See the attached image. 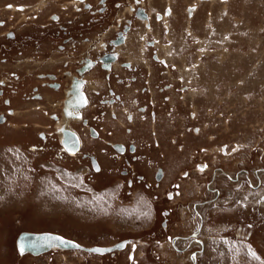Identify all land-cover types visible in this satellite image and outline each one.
<instances>
[{
  "label": "rangeland",
  "instance_id": "rangeland-1",
  "mask_svg": "<svg viewBox=\"0 0 264 264\" xmlns=\"http://www.w3.org/2000/svg\"><path fill=\"white\" fill-rule=\"evenodd\" d=\"M86 1L96 8L100 4ZM81 4L0 0V81L11 70L19 75L12 82L17 91L5 88L0 94V112H19L0 123V264H235L238 256L230 250L237 244L246 262L240 263V257L236 264H264V0H142L136 6L150 13V29L127 11L134 0H107L108 8L95 13ZM167 7L164 20L158 19L156 14ZM93 16L96 21L87 23ZM59 24L67 31L58 33ZM8 30L15 39L4 35ZM119 31L130 37L126 46L142 50L150 40L153 45L143 56L154 51L167 58L153 63L152 70L141 66L152 74L149 81L142 75L138 80L139 88L149 82L156 90L155 116L139 123L141 114L126 122L118 107L117 119L103 107L83 113L110 141L139 138L138 152L150 160L134 165L147 173L150 187L143 182L129 186L125 176L114 172L94 173L77 155L58 157L51 113L61 114L57 101L65 93L42 85L44 98L28 99L30 86H40L34 73L57 72L67 67L65 62L74 66L73 58L81 61L109 48L125 58L131 47L109 42ZM69 34L72 41L59 49L62 36ZM8 97L10 103L4 101ZM29 104L37 109L29 113ZM148 125L153 143L148 136V141L141 139ZM41 130L47 139L37 135ZM84 141L82 150L108 160L100 153L106 144ZM156 169L164 173L158 183L152 180ZM220 170L228 174L215 176ZM43 230L85 247L128 241L122 252L107 254L70 248L36 257L16 251L20 231Z\"/></svg>",
  "mask_w": 264,
  "mask_h": 264
},
{
  "label": "flooded vegetation",
  "instance_id": "flooded-vegetation-1",
  "mask_svg": "<svg viewBox=\"0 0 264 264\" xmlns=\"http://www.w3.org/2000/svg\"><path fill=\"white\" fill-rule=\"evenodd\" d=\"M77 4L78 1L80 0H76ZM98 1V0H97ZM142 0H134V4H130V6H128L126 9L128 8H132V9H128L127 11L129 13L134 14L135 18H137V20H148V11L144 10L143 7L140 8L138 6H136V3H141ZM100 4L98 5V7H93L91 5V3L87 2L86 0H82V6L84 8H86L88 11L91 10V12L95 13V11L99 10V11H105L108 6L106 5L107 0H99ZM75 3V2H74ZM75 8V4L73 5ZM21 7V6H20ZM19 7V8H20ZM78 8V5L75 9ZM96 8V10H95ZM21 9V8H20ZM23 9V8H22ZM131 10V11H130ZM166 10V9H165ZM145 12V15H139V12ZM169 13V12H168ZM164 14H166V11L163 14H156V17H158L159 19V15L164 16ZM167 15V14H166ZM52 19L55 17L57 19L55 20H59L60 16L58 15H51ZM163 19V18H162ZM151 20V17H150ZM150 20H149V29H150ZM161 20V19H160ZM96 21L95 16L90 17V20L87 21V23H91ZM144 24V23H143ZM145 25V24H144ZM60 26V30L58 31V33L60 32H66V28L64 25L59 24ZM146 27V25H145ZM104 34V32H100V34ZM102 34V35H103ZM4 35L7 38H12L15 39V33L12 30H8L6 33H4ZM73 35L69 34L66 36H62V44H58L57 47L59 49H64L66 43L72 41L71 39H73ZM127 36V34L123 33V31H119L117 34L114 35L113 38H110V44L112 46L115 47V45L122 47V45H124V47H128L130 46V44L128 46H126V44L128 43V41L125 39ZM100 38V37H99ZM87 40H89L88 37H86ZM126 40V41H125ZM150 41V40H148ZM145 42V46H144V51L145 48H151V46L153 45L151 42ZM65 43V44H63ZM106 43V42H105ZM125 43V44H124ZM139 44V43H138ZM141 44V43H140ZM101 46V44H99ZM102 47V46H101ZM105 47V45H104ZM131 47V46H130ZM133 48V49H131ZM130 51L126 52V57L123 59H119V52H117L115 49L113 48H109L106 49L104 51H102L100 54L96 55V56H90V55H84L81 59V61H79L80 59L77 58H73V61H76V64L74 66H69L68 62H65V66L67 65V67L63 68V67H58L57 68V72L55 71H43V72H37L34 73L35 77H39L40 80V86L36 85V84H32L29 88L30 94L28 96V99H42L44 98V94L43 92L40 90V87H43L48 90V91H63L65 94L64 96L58 100V104L60 107V113L61 114H57V113H51V118L54 119L53 120V124H54V128L57 132V139L59 142V148L57 149V156L58 157H63L64 154L67 155H77L82 157V160L84 161V159H87L88 161V166L90 167V169L95 173L97 172V174H100L101 172H114V174H118L119 176H125L126 179V184L129 186L134 185L136 182H143L144 186L146 187H150V184L147 183V181H149L150 179L148 178L147 173H143V172H139L136 168V166L134 165V162H140V160H147L149 161V158H144L146 155H144L143 153L139 154L138 150H139V144H141V142H138L140 140H136L139 138H131V139H126V140H122V139H118L115 141H110L107 138H104V135L101 133V130H99L97 128V126L90 124L89 123V119L88 117H86L83 113V111H86L89 109H92L93 106H96L98 108L103 107L105 111L106 109H110L109 113L112 116V118H116L117 119V112H116V107H118L120 109V111L125 112V121L129 122L131 121V119L133 118L134 115H140L142 118V121L138 120L137 122L142 123L143 119H149L150 117H154L155 116V110H156V106L159 105V101L156 100L155 98H152V95H156V90H151V88L149 87V82L146 83V86L144 87V89H141V87L139 88L138 86V80H139V76H143L142 79L149 81L148 75H151L152 73L147 72L146 74L142 72V68L141 66H144L145 68H147V70H152V64L153 63H160V61L164 62V59H161V56L156 54V52L152 51L150 52L149 56H143L144 51L141 52V47L139 48V46L136 47H131ZM139 49V50H138ZM139 53L140 55H138L137 57L134 56L135 54ZM143 56V57H142ZM158 56V57H157ZM6 58H2V60H5ZM51 61H53L54 59H49ZM64 65V64H63ZM82 70V72H80V70ZM101 70L99 71V73H95L96 70ZM102 71H104L102 73ZM114 71V72H113ZM125 72L124 74H120L117 72ZM128 71H134L133 73H129ZM141 71V73L139 72ZM101 72V73H100ZM8 76L6 77V79H4V81H0V94L4 95V90L5 88L10 89L11 91L16 92V87L12 85V82L15 81L14 79L18 78V74L16 72H14L13 70L8 71L7 72ZM29 74H33V73H29ZM90 74L89 78L87 77V75ZM155 76V75H154ZM62 77V78H61ZM95 77L96 79L93 80L92 78ZM2 79V78H0ZM153 79V78H152ZM151 79V80H152ZM122 84L126 87H128L129 90L133 89L135 90L134 92H128L129 90H126L124 88H122ZM43 85V86H42ZM137 87V90H136ZM43 90V89H42ZM145 92V93H143ZM155 92V93H154ZM83 93L85 102L84 104H82L81 106H71L70 107V113H68L65 108H64V100L66 97L68 96H74V98L80 94ZM27 94V93H25ZM96 96V97H95ZM195 96H193L192 98H194ZM55 99H52L51 102H54ZM5 102L10 103V99L5 98L4 99ZM31 104H33L31 102ZM30 105V104H29ZM56 105V103H55ZM30 105L29 108L27 109L30 112H33L32 109H37V106H32ZM42 106V105H39ZM115 106V107H113ZM125 108V109H124ZM115 112H114V110ZM155 109V110H154ZM32 110V111H31ZM42 110L44 112L45 109L42 108ZM35 111V110H34ZM112 111V113H111ZM129 111L131 112V114L129 113ZM17 110H13V108H7L6 111L0 112V123L6 122L9 118V115L11 116L12 114H17ZM19 113V112H18ZM36 114L39 115V113L37 112ZM62 119L65 120V122L63 124H59L58 126V122L61 121ZM129 120V121H128ZM80 121V125H78V127H73L72 123L74 124H79ZM125 122V123H126ZM145 122V121H144ZM34 124V122H32ZM35 123H37L35 121ZM60 123V122H59ZM66 124V125H65ZM140 125V124H139ZM85 126L86 130L83 131L81 129H83ZM101 127V126H100ZM147 127V126H146ZM64 129H68L72 132H74L77 136L78 139V147L73 150L70 151L68 150L63 142L62 139L64 137ZM93 129V130H92ZM142 129V127H141ZM125 130V129H124ZM108 134H111L112 131L111 130H107ZM129 133V131H131V128H127V130H125ZM137 131V130H136ZM143 136L144 138H141L143 141H148V137L151 138L152 143L154 142L153 140H155V134H153V132H151L150 130V125H148L147 128H143ZM141 132V131H140ZM138 132V134L140 133ZM142 133V132H141ZM37 135L41 138V139H47V132H45L44 130H41L39 132H37ZM84 135H86V139H89L92 143L94 144H100L102 142V144H106L105 146H103V148H100V153L103 152L104 154H107L109 156L108 160L105 161L103 157H100L98 154H96L95 152H91L90 150H82L83 146L85 145V141L86 139H84ZM148 136V137H146ZM138 137V136H137ZM142 137V135H141ZM71 139H74L73 137H71ZM149 143V142H147ZM82 151V152H81ZM128 155H130V158L128 157ZM92 158H94L97 162V167L94 165V162L92 160ZM144 158V159H143ZM107 159V157H106ZM97 169H99V171H97ZM163 174V179H164V173L162 171H160ZM159 172V169L155 170L154 176L152 180L160 181L162 178V174ZM246 172V171H245ZM158 173H160V175L158 176ZM218 173H224V174H228V172H225L224 170H220V171H215L214 175L216 176V174ZM244 175L246 177H248L250 179L249 174L246 172L244 173ZM256 175V172H255ZM214 176V178H215ZM230 179L234 180L233 177H229ZM214 192L215 194L219 193L220 191H218L217 189H215L213 186H209ZM45 231V230H43ZM21 232V231H20ZM19 232V233H20ZM39 232V231H37ZM50 232H55V231H50ZM58 233V232H55ZM197 232H195L192 236L196 235ZM66 238H71V237H67L64 234L58 233ZM72 239V238H71ZM176 239V238H175ZM75 240V239H74ZM198 239L196 238V241ZM125 245L124 247L127 245V241L128 239H125ZM131 241V239H130ZM116 243V242H115ZM109 244L107 246L113 245ZM201 244H203V242H201ZM84 246V245H83ZM104 246V245H101ZM134 246V245H132ZM123 247V248H124ZM123 248L121 249H115L112 251H109L110 253H115V251H123ZM53 249H61V250H67L66 248L62 249V248H58V247H54L52 249H50L49 251L53 250ZM73 251H76L75 249H72ZM46 251V252H49ZM41 253L38 255H33L30 253L29 256H40L45 254ZM93 253H95V251H93ZM98 253V252H96ZM108 252H104L101 254H107ZM22 256L24 254H21ZM192 257V256H191Z\"/></svg>",
  "mask_w": 264,
  "mask_h": 264
},
{
  "label": "water",
  "instance_id": "water-1",
  "mask_svg": "<svg viewBox=\"0 0 264 264\" xmlns=\"http://www.w3.org/2000/svg\"><path fill=\"white\" fill-rule=\"evenodd\" d=\"M139 15L144 16L145 12L141 11L139 12ZM83 69L80 70L82 72ZM85 99L83 96V93L78 94L75 98L74 96H68L64 100V108L65 110L70 113V107L71 106H81L84 104ZM64 137L62 139V142L64 146L70 150L73 151L78 147V139L77 136L74 132L64 129ZM93 130V129H92ZM73 137L74 139H71ZM70 143H65V141H69ZM94 165L97 167V162L94 158H92ZM160 173H158V176ZM47 236H56L59 237L60 239L64 240L66 243H60V240H54L50 241L45 239ZM124 240H119L113 245L110 246H101V245H91V246H86L85 248L88 250H100V251H106V250H112L116 247H121L124 245ZM21 245H23V250H30L35 253H39L45 250H48L51 248L53 245H58V246H65V247H71V246H76V247H84L82 244L78 243L74 239L71 238H66L58 233L55 232H50V231H21L19 235L17 236L16 239V247L18 250H21Z\"/></svg>",
  "mask_w": 264,
  "mask_h": 264
},
{
  "label": "bare ground",
  "instance_id": "bare-ground-1",
  "mask_svg": "<svg viewBox=\"0 0 264 264\" xmlns=\"http://www.w3.org/2000/svg\"><path fill=\"white\" fill-rule=\"evenodd\" d=\"M197 1V0H196ZM196 5V2H194L193 4H189L188 6H187V8H186V12H187V16H189L191 13H192V11H193V7ZM128 9H132V8H128ZM127 9V10H128ZM131 11V10H130ZM166 14H168V11L170 12V7L168 8H166ZM149 13V12H148ZM166 14H164V16H167ZM149 16V18H148V20H140L142 23H144L145 25H146V28L147 29H149V19H150V13L148 14ZM164 16H160L159 15V19H162V18H164ZM158 18V17H157ZM164 20V19H163ZM167 28V27H166ZM128 42H129V39H130V37H129V39H127V37L125 38ZM132 39V38H131ZM125 40V41H126ZM125 44V43H124ZM127 45V44H126ZM166 50V49H165ZM144 51V49L142 48V50H141V52H143ZM158 57V56H157ZM166 58V57H165ZM161 59H162V56H161ZM164 61L165 62H167V58L166 59H164ZM185 65V64H184ZM185 67H186V65H185ZM187 68V67H186ZM187 70H185V72H186ZM65 122V120L63 119V121L62 122H60V123H58V126H59V124H63ZM66 125V124H65ZM124 245H125V241H124ZM124 245L123 246H121V247H116V248H114V249H121V248H123L124 247ZM54 247H58V248H62V249H64V248H66V249H70V248H83V249H85V250H88V249H86L85 248V246L84 247H76V246H71V247H65V246H58V245H53L51 248H49L48 250H45V251H42V252H39V253H35V252H32V251H30V250H22V251H20V250H18L17 249V251H18V253H20V255L21 254H23V253H30V254H33V255H38V254H41V253H44V252H46V251H49L50 249H52V248H54ZM17 248V247H16ZM114 249H112V250H114ZM112 250H106V251H112ZM88 251H95V252H98V253H104V252H106V251H96V250H88Z\"/></svg>",
  "mask_w": 264,
  "mask_h": 264
},
{
  "label": "crops",
  "instance_id": "crops-1",
  "mask_svg": "<svg viewBox=\"0 0 264 264\" xmlns=\"http://www.w3.org/2000/svg\"><path fill=\"white\" fill-rule=\"evenodd\" d=\"M14 72H16V73H18V70H13ZM19 235V234H18ZM17 235V236H18ZM17 236L15 237V239H14V245H15V248H16V239H17ZM238 248H240V245L238 246V244H237V248H235V249H231L230 251H232V253L230 254V255H232L233 257L235 256V257H237V258H234L235 259V264L237 263V262H239V258H240V263H242L241 262V260H243V262H246L245 261V254H243V253H238L239 252V249ZM242 249V248H241ZM245 250V249H244ZM16 251H17V248H16ZM234 251V252H233ZM243 251V250H242ZM18 252V251H17ZM245 253H247L246 251H244ZM241 254V255H240ZM230 257V256H229ZM232 258V257H231Z\"/></svg>",
  "mask_w": 264,
  "mask_h": 264
},
{
  "label": "snow or ice",
  "instance_id": "snow-or-ice-1",
  "mask_svg": "<svg viewBox=\"0 0 264 264\" xmlns=\"http://www.w3.org/2000/svg\"><path fill=\"white\" fill-rule=\"evenodd\" d=\"M8 7H11V5H9ZM20 10H23L22 8ZM54 19H57L54 17ZM65 143H70L69 141H65ZM97 171H99V169H97ZM171 198V197H170ZM167 213H162V215H166ZM145 215H147V213H145ZM45 239L50 240V241H54V240H60V243H66L64 240L60 239L59 237L56 236H47L45 237ZM21 250H23V245H21ZM97 251H100L97 249Z\"/></svg>",
  "mask_w": 264,
  "mask_h": 264
}]
</instances>
